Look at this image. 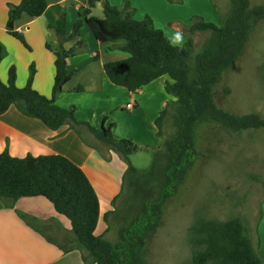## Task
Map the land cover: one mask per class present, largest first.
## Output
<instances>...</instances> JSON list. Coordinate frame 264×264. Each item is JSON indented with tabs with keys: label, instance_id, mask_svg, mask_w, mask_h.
Returning <instances> with one entry per match:
<instances>
[{
	"label": "trees",
	"instance_id": "16d2710c",
	"mask_svg": "<svg viewBox=\"0 0 264 264\" xmlns=\"http://www.w3.org/2000/svg\"><path fill=\"white\" fill-rule=\"evenodd\" d=\"M99 3L103 7L104 24L91 16ZM213 4L219 15L218 23L194 16L190 24L180 25L186 41L183 46H176L164 31L156 28L151 17L137 20L136 9L129 1H124L121 8L107 0L87 2L85 16L90 17L104 41L112 44L110 49L129 54L128 58L120 61L104 62V72L116 87L137 94L164 76L172 80L166 83L165 91L177 99L176 131L164 141L162 148H153L152 164L144 171L135 168L129 157L150 147L140 148L132 140L116 139L113 126L108 131L95 128L77 120L75 106L62 108L56 104L64 83L71 76L67 61L75 55V49L66 50L64 43L79 34L82 20L77 21L68 37L64 9L56 25H50L61 39L58 44H47V49L55 56L52 97L48 98L34 89V66H31L23 88L16 85L15 66L9 70L7 83L0 79V115L15 106L25 116L41 120L53 131L67 125L82 138L90 133L110 153L118 154L126 163L122 190L127 185L133 192L141 190L146 194L152 183L158 185L156 198L144 202L143 212L132 219L118 242H109L103 235L96 234L101 217L98 194L85 171L63 155L29 154L17 158L6 148L0 153V201L6 207L14 208L23 197L41 196L49 200L58 214L71 223V237L59 245L60 249L65 253L81 251L87 264H146L147 242L161 224L163 209L179 193L199 158L198 127L202 124L217 125L229 134L264 130V117L259 113L237 115L225 111L218 106L215 94V86L222 73L242 56L253 24L264 18V6H252L250 0H229V11L224 15L215 2ZM47 7V0H22L19 4H10L7 32L30 49L22 33L16 30L15 23L24 13L39 18ZM198 33L208 36L201 51L194 56L195 35ZM7 54L6 47L0 43V64ZM192 58L196 66L194 77L189 70ZM76 90L82 91V88L77 87ZM167 112V109L162 111L156 120L158 137H162V123ZM106 118L104 116L101 122ZM163 148L169 150L164 166L159 163ZM117 199L113 201L114 208ZM109 215H104L107 225ZM21 218L27 221L25 216L21 215ZM188 243L193 248L192 264H264V257L256 251L252 238L238 217L222 221L197 215L188 234Z\"/></svg>",
	"mask_w": 264,
	"mask_h": 264
},
{
	"label": "crops",
	"instance_id": "0c3cea01",
	"mask_svg": "<svg viewBox=\"0 0 264 264\" xmlns=\"http://www.w3.org/2000/svg\"><path fill=\"white\" fill-rule=\"evenodd\" d=\"M21 1L0 0V43L8 52L0 64L1 81L8 82L9 70L15 66L16 85L23 88L27 84L30 68L34 66V89L48 98L52 97L56 74L55 56L47 49V44L55 45L61 41L50 25H56L59 14L64 9L67 14V37L73 33L77 21L82 20L83 24L79 34L64 43L66 50L75 49V55L67 61L71 76L64 83L56 104L63 108L75 106L77 120L87 122L95 128L101 127L108 131L113 126L112 132L116 139L132 140L140 148H162L166 140L163 136V123L162 137H158L156 120L165 109L168 111L171 107H177V99L165 91L166 83L172 82L171 78L164 76L137 94L116 87L104 72V62L120 61L128 58L129 54L110 49L112 44L104 41L90 17L85 16L88 0H47L48 7L43 16L35 18L24 13L15 23V27L30 47L26 48L6 29L9 5L19 4ZM107 1L119 8L124 1H129L136 9L137 20L151 17L156 28L164 31L176 46H183L186 41L180 32V25L190 24L194 16L203 17L206 21L213 19L214 23L219 20L212 0ZM97 7H102V3ZM95 9L91 16L96 17ZM96 18L104 24L103 17ZM81 41L83 43L78 46ZM77 87L83 91H76ZM81 92L92 95L89 102H80L81 96L78 95ZM130 103L134 104L131 110L127 108ZM125 115L127 121H130L127 128L122 127V123L119 124ZM104 116L107 118L102 123ZM84 138L67 125L53 131L41 120L25 116L15 106L0 115V153L7 148L17 158L29 154H59L85 171L100 200L101 217L96 234L107 239L110 223L118 211L117 203L122 194L127 165L118 154L110 153L92 134L86 133ZM131 157L132 155L129 157L130 161ZM116 198L118 199L114 208L112 204ZM107 213H110L109 225L104 222V215ZM255 225L254 233L250 237L256 251L264 257V200ZM108 227L109 230L106 231ZM43 229L56 238L71 236L70 221L58 214L53 204L44 197L20 198L14 208L6 207L0 201V264H87L81 251L65 253L59 247L62 244L50 241L41 232Z\"/></svg>",
	"mask_w": 264,
	"mask_h": 264
},
{
	"label": "rangeland",
	"instance_id": "374dc122",
	"mask_svg": "<svg viewBox=\"0 0 264 264\" xmlns=\"http://www.w3.org/2000/svg\"><path fill=\"white\" fill-rule=\"evenodd\" d=\"M250 1L252 6H264V0ZM212 2L224 15L228 13L229 0ZM94 15L103 17V8L97 7ZM208 21L215 22L213 19ZM207 36L206 33L195 36L194 56L201 51ZM263 68L264 18L253 24L239 61L220 76L215 86L218 106L237 115L256 112L264 117ZM189 70L194 77L196 66L193 58L189 62ZM78 96H81L83 104L92 98L84 92ZM176 109V106L169 108L163 120L166 139L175 134ZM125 116L124 120L120 118L119 124L127 128L130 121ZM197 145L199 158L179 193L165 205L161 224L147 242L146 264H192L193 248L188 243V234L197 215L222 221L238 217L248 235L254 233L264 200V130L229 134L217 125L202 124L197 129ZM153 151L149 148L135 153L131 163L137 169H147ZM168 158L169 150L163 148L159 163L164 166ZM149 189L144 194L141 190L133 192L125 186L117 203L118 211L110 223L109 242H118L132 219L143 212L144 202L156 198L158 185L152 183ZM41 232L50 241L62 245L71 237L56 238L45 229Z\"/></svg>",
	"mask_w": 264,
	"mask_h": 264
},
{
	"label": "built area",
	"instance_id": "2783aa9c",
	"mask_svg": "<svg viewBox=\"0 0 264 264\" xmlns=\"http://www.w3.org/2000/svg\"><path fill=\"white\" fill-rule=\"evenodd\" d=\"M133 107H134V104H132V103L127 105V108L130 109V110L133 109Z\"/></svg>",
	"mask_w": 264,
	"mask_h": 264
}]
</instances>
